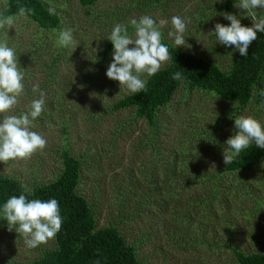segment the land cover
<instances>
[{
	"label": "trees",
	"instance_id": "trees-1",
	"mask_svg": "<svg viewBox=\"0 0 264 264\" xmlns=\"http://www.w3.org/2000/svg\"><path fill=\"white\" fill-rule=\"evenodd\" d=\"M99 1L101 0H77L80 7L76 12H79L81 16L76 14L65 20L60 12L50 11L51 8L43 0H0V15H14L16 19L20 18V22L14 24L21 25L23 32L27 26H31L35 30V34L30 39L23 32L19 34L15 31L14 24L0 29V41L9 38L8 46L14 48L19 66L25 70L24 92L18 97V103L10 110V114L19 115L21 112L27 111L30 102L40 98L39 92L32 91V85L27 86L25 77L28 69L33 65L28 57L29 54L35 55L34 59L36 60L39 49L45 45V41L42 42L43 33L45 31L53 32L57 39L60 30L71 29L75 41L78 31L84 30L81 28L94 26L98 32V38L94 43H91L98 54L97 58H92L96 62L95 68L90 69L89 72H92L90 75H85L82 85L77 76L72 77V81L75 86H83L78 91L79 93H82L84 89L100 101L99 106L94 104L92 110L79 109L83 111V119L89 122L90 126H94L96 121H104L105 117L111 118L112 114L121 116L122 113H126V118L122 122L114 123L113 128L108 131V147L124 135L125 128L130 125L136 126L135 121H143L145 130L134 137V140L136 139L134 152L138 157L141 156L140 153L144 152L145 162L144 159L140 162L137 160L134 169L125 168L120 173L110 175L107 182V190L109 187L107 204L103 207L105 208L104 223L97 227V210L101 208L98 207V203H101L99 202L100 189H98L97 196L93 195L89 198L92 204L77 189L82 180L85 165L92 160L90 153L93 146L92 139H85L88 149L86 152H71L66 139L71 138L72 134L69 133V125L64 123V119L59 113L63 112L64 108L62 98L74 85L68 79L57 84L55 68L57 64H62L61 59L70 64L77 52L76 49L71 52L70 46L57 47L56 40H54L53 53L48 56L49 66L45 67V72L38 71L44 74V80L40 79L39 89L46 94L45 106L41 115L32 122V130L36 132V126L46 122H56L54 119L60 121L59 147L52 148L59 166L51 170L46 181L31 180L27 185L22 184L19 177L0 174V209L10 197H18L21 194L26 195L28 200L56 199L60 207L62 227L56 236L49 240L47 246L41 245L36 249L32 260L20 263L5 256L0 260V264H143L135 254L139 244L147 242L146 233L148 231L141 229L136 234L138 236L136 241L131 244L125 240L119 225H127L134 219L141 220L142 218L146 221H156L155 224H157L159 219L163 218L168 226L172 227V230L165 225L162 227L165 239L170 242L176 231L181 230L182 226H193L192 215L198 212L201 213L200 217L205 219L207 216L203 217V215L209 214L208 217L212 222L226 229L227 244L222 247L230 249L232 264H264V235H253L254 229L243 230L240 223L235 222L236 218L233 214L226 215V219L222 216L220 219H216L212 215L216 214L214 210L216 205L220 206L225 203L228 192L234 198V195H237L236 193L240 190L238 184L243 181L237 178L233 180L234 186L231 187L232 183L228 184V177L237 173L245 174L256 166H260L264 162V149H260L252 143L248 148L243 149L232 163L226 165L223 160L216 165L212 172L199 174L197 165L200 159L193 153L194 149L192 150L190 147L189 149L184 147L180 149L174 145V140L170 141L169 149L167 144L163 148L160 147L161 131L167 125L161 109L169 104L175 92L180 88L187 92L196 90L209 93L215 99L233 104L238 110L246 107L249 103H253L257 108L264 103V97L259 95V92L264 90V32L257 33V39L249 46L246 57L231 50L227 51L217 43L212 44L216 37H210L212 40H208L211 45H208L214 51L208 52L237 53L232 58H227L230 61L225 67L220 68L210 60H204L188 49V45L176 46L175 43L166 39L164 35H168V28L163 25L160 27L162 43L167 45L170 59L162 64L156 74L141 75V78L147 81L143 91L136 93L128 91L123 95L114 96L116 99L111 101L108 98L110 92L105 76L110 65L108 59L113 54V45L107 40V37L114 25L116 23L128 25V31L131 33L132 28L129 24L131 19L148 15L155 21H167L175 15L176 12L173 8L179 9L180 3H175L172 7V0H119L118 4L111 8L94 10L93 7ZM232 3H234L233 6ZM238 3L239 0H225L217 7L200 4L201 7L193 12V18L198 22L202 21L208 13L211 15L221 11L235 13L234 6ZM20 8L27 10L25 15H19ZM239 10L245 13V10ZM253 12L255 13V11ZM224 25L230 26V21ZM108 32L109 35H107ZM24 39L28 41L25 42ZM188 41L190 42V39ZM22 44L29 50L28 54L24 55L21 51L20 45ZM75 46L79 49L78 45L75 44ZM205 50L208 49L205 48ZM176 72L182 73V80L173 79ZM98 78H104V81H100V85H94ZM51 84H57V86L50 95ZM109 84H113V82L110 81ZM55 95L59 98L56 100L50 98ZM107 103L110 105H104ZM68 105L71 107V104ZM17 106L20 107L16 108ZM127 111H130L129 115H127ZM221 122H216V124ZM218 128V125L213 126L212 133L208 134L206 144L218 151H223L222 143L217 137ZM128 131L132 132L130 128ZM140 134L141 136H139ZM198 135L199 137L203 136L201 133ZM193 137L194 135H192ZM181 142L183 141L181 140ZM185 143L188 144L186 141ZM167 150L166 156L161 155ZM1 163L7 164V162ZM261 182L264 184V180ZM25 188L30 191L25 192ZM193 189L199 193L193 194ZM185 194H189V196ZM253 197L250 184H248V187L240 193L239 201L228 207L235 206L236 214L239 216L241 212L239 209L245 200H253ZM235 200L237 201V199ZM254 204L260 206V202L257 200ZM256 210V207L251 205L250 211L253 214L257 212ZM196 224L200 226L202 221H198ZM15 227L13 226V230ZM0 228L8 229L2 212H0ZM146 228L149 230L148 226ZM135 229L132 231L134 232ZM239 232L253 235V238L260 237L256 241L257 247L254 249V247H242L234 244L233 237H236ZM217 247L218 245L214 246L216 249Z\"/></svg>",
	"mask_w": 264,
	"mask_h": 264
},
{
	"label": "rangeland",
	"instance_id": "rangeland-1",
	"mask_svg": "<svg viewBox=\"0 0 264 264\" xmlns=\"http://www.w3.org/2000/svg\"><path fill=\"white\" fill-rule=\"evenodd\" d=\"M53 11L60 12L65 20L74 17L79 14L78 8L80 7L77 0H43ZM119 0H101L96 3L93 7L94 10H100L105 7H113L118 4ZM225 0H172V7L175 3H180L179 9L173 8L176 12L174 16H181L184 18H189L190 23L187 24L186 31L184 33V38L188 49L192 50L196 54L202 57L204 60H210L213 64L221 67H225L228 63L227 58H232L234 55L239 53L235 50V46H225L220 44L215 38L214 43H217L221 48H225L227 51L231 50V54H217V52L210 49V37H215L214 34L209 33L214 31V26L217 23L226 24L228 20L224 19L221 13L216 12L214 15L208 13L204 19L201 21L193 18V12L200 8L201 5L217 7L224 3ZM201 4V5H200ZM234 3H232L233 6ZM178 7V6H177ZM209 7V6H207ZM235 13H230L236 15L240 19L243 26L251 27L253 25L252 16L253 11H255L256 17H264V9H254L251 12H242L239 8L234 6ZM257 12V14H256ZM228 13V12H227ZM251 16V17H250ZM20 22V18L15 20V23ZM162 20H157L159 25ZM171 18L167 20L168 23L164 24L168 28L167 32L172 29ZM203 25V26H201ZM201 26V27H200ZM13 29L19 34L23 32L21 25L14 24ZM24 35L31 39V36L35 34V30L31 26L24 28ZM83 31H78V37L75 39V43L69 45L70 51L74 52L76 49V54L71 63L65 62L61 59L62 64H57L55 68V74L57 77L56 83L59 84L64 80H70L73 84V88L67 91V94L62 98L63 102V112L60 116L64 119V123L68 124L69 133H71V138L66 139V142L70 145L71 152H86V138L92 139V160L85 165L83 170V177L78 185V190L83 193L87 201L92 204L89 199L93 195H98V189H100V204L98 203L97 210V227L102 226L104 223V213L107 204V182L110 175L113 173H120L125 168L134 169L137 160H143L145 162V153H140L141 156L135 155L134 147L136 139L134 137L145 130L143 121H135L136 126L130 125L125 128L123 136L119 140L116 139L110 147L107 146L108 143V131L113 128V124L116 122H122L126 117V113L120 115L112 114L111 118L105 117L104 121H96L94 126H90V123L83 119V111L80 109L92 110L93 105L99 106V99L96 96H92L89 91L83 89L82 93L78 91L82 89L83 86H75L72 81V77L77 76L81 85L85 81V75H90L89 72L93 67L95 68V60L92 58H97L98 54L95 52L94 47L91 43L98 38V32L95 30L94 26H88ZM101 32V31H100ZM166 32V31H165ZM167 34V33H166ZM263 34V33H262ZM109 35V32L107 33ZM166 39H169L174 43V38H169V36L164 35ZM101 38V36H100ZM190 39V42L188 41ZM209 39V40H208ZM55 34L53 32L45 31L43 33L42 42L45 41L44 47L39 49L36 60L35 55L31 56L29 54V59H31L33 65L28 69L25 80L27 86H33L35 84L40 85V79L44 80V74L38 72L43 70L45 72V67L49 66L50 60L48 56H51L54 49ZM212 40V39H211ZM25 42L28 40L24 39ZM24 42V43H25ZM79 46V49L77 46ZM210 44V45H208ZM49 45V46H48ZM53 45V46H52ZM48 46V47H46ZM132 47V46H129ZM207 48L208 50H205ZM21 51L28 54V49L25 45H20ZM55 53V52H54ZM91 55L89 58L88 56ZM112 55L108 59V64L112 63ZM102 72V71H101ZM84 73V75H81ZM105 76V75H103ZM99 77V76H98ZM106 77L107 84L109 85L108 98L110 100H115L117 96L123 95L129 90L126 88L120 89V84L115 83L116 81L110 80ZM100 81H104V78H98L94 85L99 84ZM110 81L113 84H109ZM56 85L51 84L49 87L51 93L55 91ZM95 88V87H93ZM73 95V96H72ZM116 96V97H114ZM27 98V97H26ZM26 98L24 102L26 101ZM56 100L59 98L57 95L50 97ZM68 104H71L69 107ZM104 105H110L109 103ZM20 106H17L18 108ZM80 108V109H79ZM161 113L164 119L167 121V125L162 128V136L160 137L161 145L163 148L167 144L168 149L171 144L170 141L174 140V145L180 149H194V154L200 159L197 169L199 174L209 173L214 170L217 164L223 161V152L226 147V140L234 134L235 129L234 119L240 115L252 116L258 120L262 126H264V107L260 106L257 108L253 103H249L246 107L238 110L233 104L226 102L224 100L215 99L209 93L189 90L185 91L183 88L178 89L173 95L171 101L167 106L161 109ZM73 114V115H72ZM130 111H127V115ZM73 118V120H72ZM56 122H46L43 125H38L37 131L42 134L46 139L47 143L43 149H38L31 156L23 159H15L7 161V164L0 162V174L4 176L19 177V181L27 185L31 180L37 182L46 181L49 178L51 170L59 166L53 155L52 148L54 146L59 147L60 134H59V120L54 119ZM73 121V122H72ZM222 121L219 124L216 122ZM133 124V123H132ZM214 125H218L217 137L222 143L223 151H218L215 148L210 147L207 143L208 134L212 133ZM132 132H129L128 129ZM202 134L199 137L198 134ZM192 135L194 137L192 138ZM141 136V134L139 135ZM183 142H181V140ZM185 141L188 143L186 144ZM55 147V148H56ZM166 153L162 152L161 155L166 156ZM139 158V159H138ZM264 164V162H262ZM261 164V165H262ZM256 166L251 171L247 173H237L228 177V184L232 183L231 187L234 186L233 180L240 178L241 181L238 184L240 190L234 195V198L228 193L226 194L225 203L216 205L214 210L216 214H212L214 218L226 219V215L235 216V222L240 223L241 227L245 231L253 230L255 233L253 235H264V184L261 182L264 180V167ZM200 182V181H199ZM250 184L252 195H254L253 200H245L244 204L240 207V214H236L237 209L235 206H230V204L238 202L240 193L243 192L245 188ZM99 187V188H98ZM195 194L196 189L192 190ZM199 191L196 192L198 194ZM188 195L189 194H185ZM237 199V201L235 200ZM255 200L260 202V206L254 204ZM252 206L256 207V213L253 214L250 211ZM243 209V210H242ZM245 211V212H244ZM200 212L192 215L194 220L193 226L181 227V230L176 231L173 239L169 242L165 239L162 227L168 226L167 222L161 218L158 223L156 221H146L144 218L141 220L134 219L133 222L127 225H119L122 234L125 236V240L131 244L136 241L138 237L136 234L143 229L148 231L147 242L144 244H139L136 251V258L143 264H232V254L230 249L224 248V244H227L225 237V230L221 228L215 222H212L208 215L207 218H201ZM202 221V224L198 226L196 222ZM146 226L149 227L147 230ZM151 226V227H150ZM139 227V229H137ZM171 230L172 227L168 226ZM136 228V229H135ZM135 229L133 232L132 230ZM247 233H237L236 237H233L234 244L242 247H254L256 246V241L260 237H254L253 235H246ZM252 237V238H250ZM175 240V242H173ZM48 241L47 243H49ZM47 243L41 244L46 245ZM41 245L36 248H28L24 243V236L22 234L16 233L15 230L9 231L7 228H0V260L5 256H8L15 262H28L32 260L35 256V251ZM218 245L217 249L214 246Z\"/></svg>",
	"mask_w": 264,
	"mask_h": 264
},
{
	"label": "clouds",
	"instance_id": "clouds-1",
	"mask_svg": "<svg viewBox=\"0 0 264 264\" xmlns=\"http://www.w3.org/2000/svg\"><path fill=\"white\" fill-rule=\"evenodd\" d=\"M235 7L246 12L264 9V0H239ZM26 11L20 8L19 15H25ZM220 15L230 21V26L217 23L214 31L209 33L214 34L220 44L235 46V50L246 57L249 46L257 39V33L264 32V17H256L253 13V25L247 27L241 24L236 15L227 12ZM15 20L14 15H0V29L10 27ZM190 22L189 18L171 17L172 30L168 32V36L174 38L176 46L186 44L184 33ZM166 23L168 22L161 21L158 25L151 16L143 15L129 21L131 33L128 25L116 23L107 37L113 45L112 63L107 69V78L118 81L120 89L123 87L132 93L143 91L147 81L141 75L156 74L162 64L170 59L169 49L162 43L160 31V27ZM8 39L0 41V162L27 158L38 149H43L47 143L42 134L32 130V122L41 115L45 106L46 94L39 89L38 84L33 85L32 91L39 92L40 98L33 99L27 111L19 115L10 114V110L18 103V97L24 92L25 70L19 66L14 48L8 46ZM74 43L71 29L59 31L57 47H68ZM173 79L182 80V73H174ZM259 95L264 97V90ZM261 106L264 107V103ZM234 126L237 131L226 140L223 152L226 165L232 163L252 143L264 149V126L258 120L252 116L240 115L234 119ZM261 166L264 167V164ZM24 191L30 190L25 188ZM0 212L7 221L9 231L16 226L15 232L24 236V243L28 248L47 243L62 227L60 207L56 199L28 200L24 194L12 196L3 204Z\"/></svg>",
	"mask_w": 264,
	"mask_h": 264
}]
</instances>
